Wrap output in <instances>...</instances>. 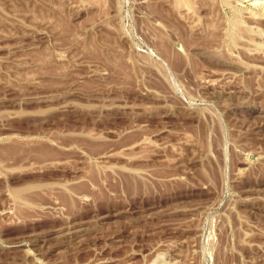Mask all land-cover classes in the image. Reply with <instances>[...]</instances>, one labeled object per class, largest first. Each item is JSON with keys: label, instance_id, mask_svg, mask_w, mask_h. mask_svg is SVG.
Wrapping results in <instances>:
<instances>
[{"label": "rangeland", "instance_id": "1", "mask_svg": "<svg viewBox=\"0 0 264 264\" xmlns=\"http://www.w3.org/2000/svg\"><path fill=\"white\" fill-rule=\"evenodd\" d=\"M184 1L0 0V264H264V0Z\"/></svg>", "mask_w": 264, "mask_h": 264}, {"label": "bare ground", "instance_id": "2", "mask_svg": "<svg viewBox=\"0 0 264 264\" xmlns=\"http://www.w3.org/2000/svg\"><path fill=\"white\" fill-rule=\"evenodd\" d=\"M177 2L179 3V5H181L180 3H183V2H185V1H184V0H177ZM182 5H183V4H182ZM182 5H181V6H182ZM182 7H183V6H182ZM74 232L76 233V232H78V231H75V230H74V231H71V232L67 233V235H70V236H71V234L74 233ZM75 233H74V234H75Z\"/></svg>", "mask_w": 264, "mask_h": 264}]
</instances>
